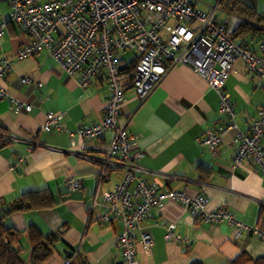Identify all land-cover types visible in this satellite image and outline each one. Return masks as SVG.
I'll return each mask as SVG.
<instances>
[{"label": "crops", "instance_id": "obj_1", "mask_svg": "<svg viewBox=\"0 0 264 264\" xmlns=\"http://www.w3.org/2000/svg\"><path fill=\"white\" fill-rule=\"evenodd\" d=\"M242 1L264 12V0ZM215 4L208 8L204 2H193L205 13ZM9 11V5L0 2V61H11L8 75L0 81L8 97L0 100V127L11 137L35 143L27 146L21 141H0V217L3 208L25 191L47 190L54 203L44 209L13 212L1 217V222L17 231L34 227L43 236L55 234L53 255L44 264H64L70 255L73 262L77 254L86 264H121L115 240L122 225L116 220L102 223L105 211L100 207L92 209L96 166L71 153L78 149L80 141L76 135L72 140L69 136L77 128L103 119L108 97L105 81L99 76L87 87L78 86L75 78L65 74L44 50L18 58L29 39L9 20ZM215 19L229 33L244 20L222 5ZM254 28L234 41L264 59L260 48L264 44V27L254 23ZM124 56H119L122 61L127 59ZM22 77L31 82L23 83ZM35 83H41V87L36 88ZM224 89L234 104L237 129L247 133L257 119V110L264 105V79L236 59ZM11 99L30 104L32 109L15 113ZM218 100L216 91L202 76L185 65H177L142 103L131 85L127 86L119 122L129 121L127 130L134 151L140 153L138 163L147 171L143 175L146 182L159 184L162 189L185 191L188 196L202 194L208 198L207 211L225 208L237 219L264 230V177L249 161L232 168L235 132L227 133L215 152L200 142L207 129L225 123ZM47 112L64 113L60 130L41 131ZM113 137V132L107 131L102 138L85 142L86 151L99 157L101 147ZM72 177L84 181L81 188L69 191L65 182ZM118 181L119 176H113L111 182L103 184V191H111ZM169 224L174 225L180 241L164 240ZM143 233L151 237L148 247L141 242ZM135 245L139 264H231L241 253L253 258L264 256V237L247 232L237 237L226 224H204L172 200L151 208L135 231ZM15 248L25 259L29 257L31 250L25 234Z\"/></svg>", "mask_w": 264, "mask_h": 264}, {"label": "built area", "instance_id": "obj_2", "mask_svg": "<svg viewBox=\"0 0 264 264\" xmlns=\"http://www.w3.org/2000/svg\"><path fill=\"white\" fill-rule=\"evenodd\" d=\"M195 0H0L9 5V20L24 32L29 41L18 52V58L30 57L44 50L60 69L73 77L80 87H87L97 77H102L108 91L104 116L100 123L82 126L70 133L78 136L80 144L73 155L95 161L98 167L97 186L93 194L92 209L102 208L101 222L121 223L116 237L121 264H139L135 245V231L147 217L152 207H161L166 200L179 202L198 221L204 224H226L239 237L247 232L264 237V230L237 219L225 208L206 210L208 198L202 194L188 196L185 191L162 189L161 185L148 183L143 178L147 171L138 163L140 153L134 151L132 137L127 130L129 121L119 122L124 102L126 75L121 73L122 52L133 51L136 59L131 87L138 101H146L161 84L165 76L177 65H185L202 76L218 95L219 112L225 123L207 129L200 139L211 151L222 143L224 136L234 131L232 138V168L249 161L264 177V105L257 110V119L247 133L237 129L235 108L224 89L236 59H241L247 70L264 79V59L255 56L246 46L233 41L226 27L217 23L215 12L220 0L205 13L197 9ZM3 24L0 23V37ZM264 50V44H260ZM11 61H0V81L10 71ZM23 83L31 82L22 77ZM36 88L41 83L34 84ZM8 99L0 87V100ZM15 113L29 112L30 104L10 100ZM64 113L47 112L40 126L43 132L61 129ZM114 134L108 145L101 147L99 157L86 152L85 142L102 138L107 132ZM21 141L27 146L31 139L20 140L0 131V141ZM93 159V161L91 160ZM18 161H22L19 159ZM119 181L111 191L102 186L113 176ZM177 178V177H173ZM83 179L68 178L67 190L82 187ZM165 241H180L174 225L166 226ZM148 247L151 237L141 235ZM66 259L64 264H70Z\"/></svg>", "mask_w": 264, "mask_h": 264}, {"label": "trees", "instance_id": "obj_3", "mask_svg": "<svg viewBox=\"0 0 264 264\" xmlns=\"http://www.w3.org/2000/svg\"><path fill=\"white\" fill-rule=\"evenodd\" d=\"M220 5H222L228 11L239 15L244 19L233 33H229L233 41L239 37H242L250 31H255L254 23L260 24L264 27V12L256 11L255 8L245 4L242 0H232L231 2L221 0ZM239 45H242V43H240ZM135 62L136 59H129L125 61V63L121 64V73L127 74L126 87L131 85V78L135 68ZM0 131L6 132L3 127H0ZM88 154L90 155V153ZM91 160L93 161V159ZM92 163L94 164V166H96L98 174V167L96 165V162L93 161ZM53 203L54 201L48 194L47 190L25 191L3 208L1 217L8 216L13 212H24L29 210L48 208L51 207ZM1 217L0 264H44L51 258V256L53 255L54 243L57 241V236L55 234L43 236L34 227H29L24 231H17L12 227L5 226L1 222ZM24 234L28 238L31 250L27 259L22 256L20 249L15 248V245L20 242L21 237ZM72 258L73 257L71 255L67 258L71 259L70 264H86L83 259L78 258V254L74 258L73 262ZM75 260L76 262L74 263ZM231 264H264V256L253 258L246 253H241L235 260L231 262Z\"/></svg>", "mask_w": 264, "mask_h": 264}, {"label": "rangeland", "instance_id": "obj_4", "mask_svg": "<svg viewBox=\"0 0 264 264\" xmlns=\"http://www.w3.org/2000/svg\"><path fill=\"white\" fill-rule=\"evenodd\" d=\"M217 0H198V2H204L207 4V7L209 8L210 5H213L216 3ZM232 0H226V2H231ZM211 11V10H210ZM220 11V10H219ZM135 54V52L133 51H127V52H122V54H120L121 56H124V58H127L125 59V61L131 59L132 55Z\"/></svg>", "mask_w": 264, "mask_h": 264}]
</instances>
